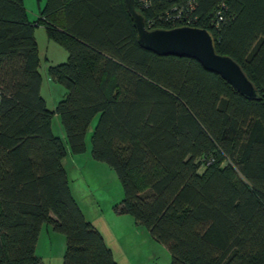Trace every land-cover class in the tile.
<instances>
[{
	"label": "trees",
	"instance_id": "1",
	"mask_svg": "<svg viewBox=\"0 0 264 264\" xmlns=\"http://www.w3.org/2000/svg\"><path fill=\"white\" fill-rule=\"evenodd\" d=\"M135 5L149 30H208L258 97L196 60L141 48L124 0H46L35 23L24 0H0V264H42L44 225L65 236L63 264H116L63 164L87 152L96 118L91 156L123 190L114 212L147 229L170 264H264V0ZM38 26L68 53L48 69L65 90L54 110L41 95Z\"/></svg>",
	"mask_w": 264,
	"mask_h": 264
},
{
	"label": "rangeland",
	"instance_id": "2",
	"mask_svg": "<svg viewBox=\"0 0 264 264\" xmlns=\"http://www.w3.org/2000/svg\"><path fill=\"white\" fill-rule=\"evenodd\" d=\"M24 1L30 18L32 20L37 18L39 10L38 0ZM41 8H44L43 5H41ZM36 35L41 57L39 71L43 78L41 95L46 100L47 107L52 110L56 108L58 102L63 98L65 90L49 77L48 67L66 62L68 53L58 44L48 40L45 28H38ZM97 122L98 118L94 120L88 134V151L83 155L75 156L76 158H81H77L80 161H76L74 170H69V180L73 196L85 210L87 218L94 219L100 215V218L93 223L94 226H98L103 232H105V229L112 232V223L109 217H111V213H114L115 205L122 200L123 190L117 174L107 164L97 162L91 156L90 138ZM52 125L54 134L65 140V132L58 116L53 119ZM70 157L68 154L65 163L71 160ZM88 160H90L89 164ZM203 171L204 168L201 172ZM56 235L58 238L52 240L44 236L41 242L39 254H41L43 259L42 264H63L66 239L62 234L57 233ZM158 256L160 259L156 264H164L163 257L160 254ZM119 264H126V262L120 258Z\"/></svg>",
	"mask_w": 264,
	"mask_h": 264
},
{
	"label": "water",
	"instance_id": "3",
	"mask_svg": "<svg viewBox=\"0 0 264 264\" xmlns=\"http://www.w3.org/2000/svg\"><path fill=\"white\" fill-rule=\"evenodd\" d=\"M124 1L141 48L160 57L196 60L206 71L219 75L242 96L248 99L258 97L255 85L242 67L231 57L216 51L214 39L208 30L189 26L149 30L145 18L136 9L135 0Z\"/></svg>",
	"mask_w": 264,
	"mask_h": 264
},
{
	"label": "crops",
	"instance_id": "4",
	"mask_svg": "<svg viewBox=\"0 0 264 264\" xmlns=\"http://www.w3.org/2000/svg\"><path fill=\"white\" fill-rule=\"evenodd\" d=\"M38 2H39L38 3L39 4L38 16H37V18H35L33 20L30 18L27 7L25 6L28 19L31 23H35L41 19V11L43 9V8H41V5H43V7H44L46 0H38ZM57 18H58L60 23H62V24L64 23L65 18H64L63 14L59 13ZM40 27L45 28L44 26H38L35 28V32H34V36H35L36 42L38 44V48H39V42H38V38H37L36 34H37V29ZM46 36L48 37L47 31H46ZM48 40H49V38H48ZM39 54H40V51H39ZM49 67H48V69H49ZM54 109H52V110H54ZM60 138L62 139V137H60ZM69 155L71 156L70 157L71 160L68 161V163H65V160L67 158L66 157L65 160L63 161L65 170L67 172L68 179H69V170L70 171L74 170V168L76 167V161L77 162L80 161L77 158H81V157L76 158L75 156H73L71 154H69ZM89 163H90V160H88V164ZM69 185H70V189L72 191V186L70 184V180H69ZM79 207L81 208V210H82L83 214L85 215V218L87 219V221L91 222L92 224L95 223L96 220H98L100 218V215L94 219L87 218V214H86L85 210L80 206V204H79ZM111 214L112 215L109 218H110L111 223H112V232L110 230H106V229H105V232H103V230L98 228V226L95 227L94 224H93V226L102 234L107 247L113 253V257L116 261V264H119L120 258L125 260L126 264H156V262L160 259L158 254H160L163 257V263L164 264H170L171 256H170L169 251L167 250L166 247L157 243L151 237V235L147 229L136 224L134 219L128 215H118L115 212L111 213ZM101 217H102V215H101ZM56 234L57 233L54 232L53 227L51 225H44L43 226L41 233H40V236H39L37 248H36V254L41 259V263H42L43 259L41 257V254H39V248L41 246V242H42L44 236L49 237L52 240V239L58 238ZM162 248H164V249H162Z\"/></svg>",
	"mask_w": 264,
	"mask_h": 264
},
{
	"label": "built area",
	"instance_id": "5",
	"mask_svg": "<svg viewBox=\"0 0 264 264\" xmlns=\"http://www.w3.org/2000/svg\"><path fill=\"white\" fill-rule=\"evenodd\" d=\"M222 19V18H221Z\"/></svg>",
	"mask_w": 264,
	"mask_h": 264
}]
</instances>
